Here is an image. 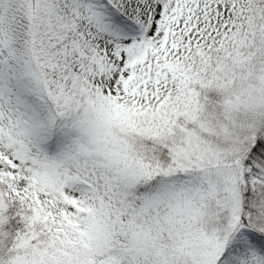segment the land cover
Masks as SVG:
<instances>
[{
    "label": "snow or ice",
    "instance_id": "obj_1",
    "mask_svg": "<svg viewBox=\"0 0 264 264\" xmlns=\"http://www.w3.org/2000/svg\"><path fill=\"white\" fill-rule=\"evenodd\" d=\"M0 264H264V0H0Z\"/></svg>",
    "mask_w": 264,
    "mask_h": 264
}]
</instances>
